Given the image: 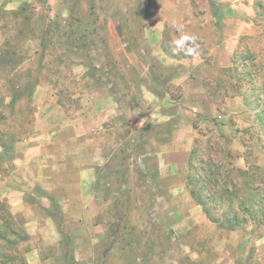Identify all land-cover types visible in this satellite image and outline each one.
I'll return each instance as SVG.
<instances>
[{
    "label": "rangeland",
    "instance_id": "rangeland-1",
    "mask_svg": "<svg viewBox=\"0 0 264 264\" xmlns=\"http://www.w3.org/2000/svg\"><path fill=\"white\" fill-rule=\"evenodd\" d=\"M178 1L176 8L184 9ZM189 1L182 10L196 18L184 30L198 37L203 54L204 21L213 27L208 12L218 8L213 0ZM259 1L262 8L253 0L252 11L239 10L244 33L230 64L207 76L214 116L196 112L195 137L179 136L191 141L188 177L195 175L198 183L188 186L179 175L149 169L144 177L138 171L145 169L141 156L169 138L171 126L189 119L182 112L174 122L157 124L141 98L144 87L160 77L173 98L182 95L170 81L177 74L170 60L158 56L152 38L144 40L145 20L176 0H94L96 18L88 15L85 0H0V177L12 173L15 146L31 143L44 124L67 117L69 126L81 112L84 118L91 111L109 114L100 137L107 160L93 185L98 213L77 230L65 223L67 214L60 215L61 240L42 248L40 264H264V224L258 222L264 211V39H258L264 36V0ZM164 33L162 46L173 53L170 41L177 33L171 24ZM209 57L204 55L206 66ZM106 94L114 98L108 106ZM130 167L138 171L132 177ZM191 187L214 197L209 207L221 226L206 216ZM127 188L131 192L124 196ZM233 212L239 219L231 229L225 217ZM21 227L1 200L0 264H25L34 242Z\"/></svg>",
    "mask_w": 264,
    "mask_h": 264
},
{
    "label": "crops",
    "instance_id": "crops-1",
    "mask_svg": "<svg viewBox=\"0 0 264 264\" xmlns=\"http://www.w3.org/2000/svg\"><path fill=\"white\" fill-rule=\"evenodd\" d=\"M177 1L171 2L173 4L165 11L161 9L162 13L156 12L153 19L148 17L145 20L144 40L149 42L152 38L157 45L158 56L170 60L167 65L177 71L170 81L182 88V95L173 98L164 86L166 79L160 77L154 86L144 87L145 94L141 98L147 100L149 114L157 124L171 123L182 112L189 114V119L171 126L169 138L156 142L151 151L141 156V160L146 170H162L167 176L179 175L183 177L181 183L187 185L191 141L188 137L179 136L195 137L193 118L196 112H201L204 117L214 116L213 95L205 88L207 76L215 75L230 64L235 46L244 33L245 21L240 12L249 8L252 11L253 0H247L246 4L243 0H213L218 10L212 14L208 12L207 18L214 26L210 27L204 21L200 40L205 52H199L197 58L174 55L162 46L166 26L173 18H178L184 26L189 21L195 22L194 13L190 20L188 12L185 14L183 11L189 8L190 1H180L183 10L176 8ZM204 55L210 56L212 64L206 66L202 63ZM104 97L107 106L113 103L112 96L106 94ZM187 102L191 109L186 107ZM108 115L91 111V117L84 118L81 112V119L75 118L69 126L65 115L64 120L44 124L31 143L20 142L15 146L12 173L9 177H0V201L5 200L10 214L34 242L25 253V264H40L42 248L60 242V215L67 214L70 218L65 223H72L77 230L85 224L83 221L98 213L93 185L107 160L106 142L101 138L104 137L103 122ZM164 166L168 168L164 169Z\"/></svg>",
    "mask_w": 264,
    "mask_h": 264
},
{
    "label": "trees",
    "instance_id": "trees-1",
    "mask_svg": "<svg viewBox=\"0 0 264 264\" xmlns=\"http://www.w3.org/2000/svg\"><path fill=\"white\" fill-rule=\"evenodd\" d=\"M86 1V3L88 4V15L89 16H94V18H96L97 17V12H96V5H95V3H94V0H85ZM256 4L260 7V8H262L263 7V5H262V2L260 3V1L259 0H256ZM264 3V2H263ZM23 6H25V5H23ZM23 6H22V8H21V10H23ZM21 10L20 11H16V12H14V14L15 15H19L20 14V12H21ZM258 39H264V36L260 33V35L258 36ZM244 50H245V46H243L242 47ZM167 50V49H166ZM211 94V93H210ZM1 146H2V150H3V147H4V142H3V140L1 141ZM4 152L2 151V154H3ZM0 157H1V154H0ZM128 158H130V157H123V159H125V160H127L126 162H128ZM131 165H132V167H134L135 168V164L134 163H131ZM131 168V167H130ZM134 168H131V170H129V173H128V176H131L132 177V174H137V172L139 171V172H141V174H142V176H144V177H150L148 174V172H147V170H145V169H138V171H136ZM190 168H193V165H191V163H190ZM243 172V171H242ZM122 175H124V174H122ZM120 176V175H119ZM125 176V175H124ZM117 177V176H116ZM128 179H129V177H128ZM128 179H125V181H122L121 183H120V185L121 184H123V183H126L127 181H129ZM203 182H205V180H202ZM197 183H198V180H197V177L194 175V176H190V177H188V183H187V185L189 186V185H192L193 184V186H195V185H197ZM193 187H191V191H190V193H191V196L193 197V198H195L196 200H197V202L202 206V208H203V211H204V213L206 214V216L212 221V222H215V223H217L218 225H222L223 223H222V221H220V216H217L215 213H213V210H212V208L211 207H209V204H211V203H213V201H214V197L213 196H211V194L210 193H204V192H199V191H195V189H192ZM225 189L223 188V191H224ZM130 192H131V190H130V188H127V189H123L122 191H121V193L125 196H129L128 194H130ZM224 193L226 194V191H224ZM127 200H129V199H127ZM128 202V201H127ZM118 204V203H117ZM121 204H123V202H121V203H119V206H121ZM125 212L122 210V211H120L119 210V214H120V216H116L117 218H119V219H122V217H124L125 216V214H124ZM230 216V217H229ZM228 217L226 216L225 218V220L228 222V221H230L231 223H232V225L230 226V228L231 229H233V227L234 226H236L237 224H236V222L238 221V216H237V214L235 213V212H233L231 215H229ZM260 216L261 217H259V220H258V222H261L262 224H264V211L260 214ZM242 221H244V219H241ZM236 224V225H235ZM23 232V231H22ZM61 232V231H60ZM61 234H62V232H61ZM2 235H4V234H2ZM19 235L21 236L22 235V233H19ZM26 235V234H25ZM24 238V237H23ZM68 248V247H67Z\"/></svg>",
    "mask_w": 264,
    "mask_h": 264
},
{
    "label": "clouds",
    "instance_id": "clouds-1",
    "mask_svg": "<svg viewBox=\"0 0 264 264\" xmlns=\"http://www.w3.org/2000/svg\"><path fill=\"white\" fill-rule=\"evenodd\" d=\"M171 26L177 33L170 41V47L175 55L183 54L188 57L197 58L199 56L198 37L195 34L184 30L183 24L178 18L171 20Z\"/></svg>",
    "mask_w": 264,
    "mask_h": 264
}]
</instances>
